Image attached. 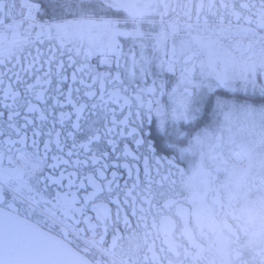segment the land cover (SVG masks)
I'll use <instances>...</instances> for the list:
<instances>
[{
	"label": "snow or ice",
	"instance_id": "6c2138e0",
	"mask_svg": "<svg viewBox=\"0 0 264 264\" xmlns=\"http://www.w3.org/2000/svg\"><path fill=\"white\" fill-rule=\"evenodd\" d=\"M257 147L264 0H0V264H59L53 234L96 264L125 237L120 264H201Z\"/></svg>",
	"mask_w": 264,
	"mask_h": 264
},
{
	"label": "flooded vegetation",
	"instance_id": "af4514ba",
	"mask_svg": "<svg viewBox=\"0 0 264 264\" xmlns=\"http://www.w3.org/2000/svg\"><path fill=\"white\" fill-rule=\"evenodd\" d=\"M264 160V147H257L251 154L250 160H245L243 164L238 167L244 169V174L241 178V196L235 202L234 208L236 210L237 218L234 219L231 216L227 217V222L231 225L232 232L225 231L231 241V248L227 250L217 251L215 248L205 253V259L201 261V264H225L227 253L240 252L241 259L234 261V264H252V252L249 247L250 242L253 240L252 233L259 228L260 209L261 205L264 204V167H261L260 162ZM249 214L253 217L249 219ZM179 225V221H178ZM143 230L137 233V238L132 243H140L143 246ZM180 228L177 227L176 239L178 243L186 244L183 237L180 236ZM54 236L66 241L77 251H79L91 264H96L97 260H100V254L92 250L87 255L84 254L83 245H77L72 238H61L58 235ZM211 239V236L209 237ZM108 245L112 242V235L109 234L107 237ZM155 242L157 247L160 246L162 238L156 233H153L149 238V242ZM205 248L208 247L207 241H202ZM108 245H105L107 247ZM130 242L127 237L119 242L116 249L115 259L117 264H120L121 259L125 258L130 248ZM142 255V252L140 253ZM103 264H112L111 259L104 258Z\"/></svg>",
	"mask_w": 264,
	"mask_h": 264
},
{
	"label": "water",
	"instance_id": "95a60500",
	"mask_svg": "<svg viewBox=\"0 0 264 264\" xmlns=\"http://www.w3.org/2000/svg\"><path fill=\"white\" fill-rule=\"evenodd\" d=\"M46 244L57 252L60 257L59 264H76L77 257H82L84 260L88 261L74 247L54 235L51 240L46 241Z\"/></svg>",
	"mask_w": 264,
	"mask_h": 264
}]
</instances>
